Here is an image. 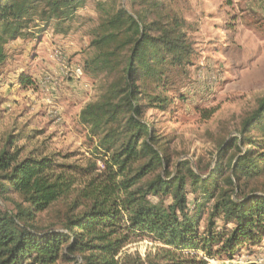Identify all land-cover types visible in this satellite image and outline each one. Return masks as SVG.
I'll return each mask as SVG.
<instances>
[{"label":"trees","instance_id":"16d2710c","mask_svg":"<svg viewBox=\"0 0 264 264\" xmlns=\"http://www.w3.org/2000/svg\"><path fill=\"white\" fill-rule=\"evenodd\" d=\"M174 1L97 4L86 71L104 77L78 117L96 143L92 162L60 161L44 146L26 152L43 135L27 125L0 138V264H209L264 241V97L205 172L173 161L148 116L170 108L167 71L192 66L196 51ZM84 4L0 0V67L29 29L60 27ZM19 81L36 83L28 71ZM144 240L160 245L155 254H123Z\"/></svg>","mask_w":264,"mask_h":264},{"label":"rangeland","instance_id":"374dc122","mask_svg":"<svg viewBox=\"0 0 264 264\" xmlns=\"http://www.w3.org/2000/svg\"><path fill=\"white\" fill-rule=\"evenodd\" d=\"M114 1L130 9L131 0H85L64 25L40 23L8 46L10 57L0 67V138L27 125L28 133L39 130L43 135L26 152L44 146L60 161L64 156L71 157L69 163L93 161L95 140L89 139L78 117L85 104L99 97L104 77L86 71L94 55L90 42L100 17L97 4ZM174 2L171 7L186 19L196 51L192 66L167 71L170 108L152 109L148 116L159 134L171 142L173 161L190 160L195 170L199 164L205 172L219 144L240 130L264 97V0ZM59 53L63 59L57 57ZM78 68L83 72L80 77L75 73ZM23 71L32 76L34 86L21 87ZM52 219V214L41 216L44 223ZM159 246L144 240L129 244L123 254L146 259ZM198 255L207 259L203 252ZM208 261L264 264V241L234 261Z\"/></svg>","mask_w":264,"mask_h":264},{"label":"built area","instance_id":"2783aa9c","mask_svg":"<svg viewBox=\"0 0 264 264\" xmlns=\"http://www.w3.org/2000/svg\"><path fill=\"white\" fill-rule=\"evenodd\" d=\"M57 57L63 59V54H60V53H59ZM65 68L69 69V72L72 73L73 69L68 68V67H66V66H65ZM69 72H68V73H69ZM75 73H76V75L79 76V77L83 74L82 70L79 69V68L75 70Z\"/></svg>","mask_w":264,"mask_h":264},{"label":"crops","instance_id":"0c3cea01","mask_svg":"<svg viewBox=\"0 0 264 264\" xmlns=\"http://www.w3.org/2000/svg\"><path fill=\"white\" fill-rule=\"evenodd\" d=\"M82 110V109H81ZM81 112V111H80Z\"/></svg>","mask_w":264,"mask_h":264}]
</instances>
